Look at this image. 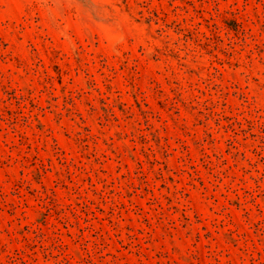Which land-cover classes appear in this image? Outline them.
Instances as JSON below:
<instances>
[{"label":"rangeland","instance_id":"374dc122","mask_svg":"<svg viewBox=\"0 0 264 264\" xmlns=\"http://www.w3.org/2000/svg\"><path fill=\"white\" fill-rule=\"evenodd\" d=\"M0 264H264V0H0Z\"/></svg>","mask_w":264,"mask_h":264}]
</instances>
